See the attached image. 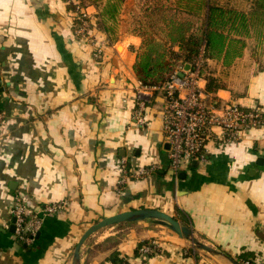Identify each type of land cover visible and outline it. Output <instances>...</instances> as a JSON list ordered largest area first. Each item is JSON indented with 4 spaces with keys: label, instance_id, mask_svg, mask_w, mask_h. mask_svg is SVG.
<instances>
[{
    "label": "crops",
    "instance_id": "1",
    "mask_svg": "<svg viewBox=\"0 0 264 264\" xmlns=\"http://www.w3.org/2000/svg\"><path fill=\"white\" fill-rule=\"evenodd\" d=\"M87 9L92 33L106 42L100 57L74 37L69 0H0V108L6 116L0 141V264H71L90 225L143 207L181 221L185 216L202 242L235 259L247 254L264 264V124L230 144L208 140L207 161L174 174L162 131L161 94L153 95L145 124L134 118V66L142 38L128 26L117 34L120 11L106 31L96 25L100 9L94 4ZM251 35L231 65L211 59L218 73L223 67L228 75V85L212 94L221 102L257 105L264 113V33L259 39ZM122 160L130 171L150 166L154 171L128 178L120 192ZM16 194L34 209L67 204L45 217L31 245L18 242L11 230ZM152 238L164 247L161 255L140 252ZM227 263L232 264L153 219L95 232L82 246L80 260Z\"/></svg>",
    "mask_w": 264,
    "mask_h": 264
},
{
    "label": "built area",
    "instance_id": "2",
    "mask_svg": "<svg viewBox=\"0 0 264 264\" xmlns=\"http://www.w3.org/2000/svg\"><path fill=\"white\" fill-rule=\"evenodd\" d=\"M69 1L74 6V37L92 45L95 57L102 56L106 42L92 33V14L78 0ZM202 61L203 58L199 57L190 70H185L182 65L178 66L169 79L160 84L149 85L137 79L135 85L134 118L141 124L146 122L147 108L153 102V95L157 92L161 94L162 131L169 146V166L174 174H178L193 162L205 163L208 140L230 144L238 140L242 133L264 124V113L259 106L244 107L237 101L221 102L206 90V86L202 85L205 78L200 73ZM5 117L0 108V141ZM120 169V192L128 178H143L154 171L153 166L130 171L125 160H122ZM66 206L65 201H59L41 209H34L23 196L16 194L10 205L15 238L27 245L33 244L45 217L64 210ZM163 248L158 239L152 238L140 248V252L146 256L161 255ZM241 264L255 262L244 259Z\"/></svg>",
    "mask_w": 264,
    "mask_h": 264
},
{
    "label": "trees",
    "instance_id": "3",
    "mask_svg": "<svg viewBox=\"0 0 264 264\" xmlns=\"http://www.w3.org/2000/svg\"><path fill=\"white\" fill-rule=\"evenodd\" d=\"M78 1L83 6L94 4L100 9L96 25L106 31L111 27L108 22L116 20L124 2ZM146 9L160 21L158 30L165 32L163 38L157 37L156 34L148 33L142 23L134 30L142 38L134 71L139 80L149 85L166 81L180 65L190 63L194 67L199 57L203 61L212 59L229 66L242 55L246 37L252 32L264 33V0H254L249 11L223 6L212 0H159ZM183 11L187 14L185 18L180 16ZM200 73L205 75L208 92L213 93L222 87L214 77L207 76L202 67ZM249 256L242 254L236 260L241 264Z\"/></svg>",
    "mask_w": 264,
    "mask_h": 264
},
{
    "label": "water",
    "instance_id": "4",
    "mask_svg": "<svg viewBox=\"0 0 264 264\" xmlns=\"http://www.w3.org/2000/svg\"><path fill=\"white\" fill-rule=\"evenodd\" d=\"M191 67L192 66L190 63L184 64L185 70H190ZM195 163L196 162H193V164ZM146 219H153L157 223L170 228L177 235L190 241L197 248L205 250L212 255L224 257L225 259L230 261L232 264H240L232 256L226 254L225 252L221 250H218L217 248L213 246L206 244L205 242H202L196 236H194L190 226L186 224L187 218L185 216H183V219L181 221L175 216L165 211L159 210L157 208H148V207L133 208L130 210L118 212L116 214L103 217L97 222L90 225L81 235V237L79 238L78 242L76 243L74 247L71 264H80L81 248L84 245V243L90 238V236L94 234L95 232L103 228L109 227V226L122 224V223H130V222L140 221V220H146ZM11 230L12 231L15 230L14 219H13V224L11 226Z\"/></svg>",
    "mask_w": 264,
    "mask_h": 264
},
{
    "label": "rangeland",
    "instance_id": "5",
    "mask_svg": "<svg viewBox=\"0 0 264 264\" xmlns=\"http://www.w3.org/2000/svg\"><path fill=\"white\" fill-rule=\"evenodd\" d=\"M159 0H124L123 7L120 10V13H122L124 16L121 17V14L118 15V20L116 23V30L117 34L120 32V28L122 30H125V27H129V29L132 32H135L136 26L139 24H145L146 30L148 33L156 34L157 37L163 38L165 35V32L158 30V24L160 21H157L158 18L154 14L150 15V11H148L146 8L148 5L153 6L155 2H158ZM166 1V0H165ZM168 1V0H167ZM173 1V0H170ZM213 2L223 5V6H231L234 8H237L239 10L248 11L250 7H252L254 0H212ZM185 10V9H183ZM186 11H183L180 16L181 18H185L187 16ZM259 39L258 32H252V35L250 38ZM202 69H204V73L207 76H212L215 78L216 83L220 84L221 86H227L228 85V75L224 72L223 67H220V71L218 73V63L213 62L211 59L202 61L201 63ZM249 66V69H252V65H246ZM219 74V75H218ZM225 75V79L222 77ZM205 77V75H203ZM230 80V79H229ZM225 262V261H222ZM230 264V263H227Z\"/></svg>",
    "mask_w": 264,
    "mask_h": 264
},
{
    "label": "bare ground",
    "instance_id": "6",
    "mask_svg": "<svg viewBox=\"0 0 264 264\" xmlns=\"http://www.w3.org/2000/svg\"><path fill=\"white\" fill-rule=\"evenodd\" d=\"M123 49V48H122Z\"/></svg>",
    "mask_w": 264,
    "mask_h": 264
}]
</instances>
